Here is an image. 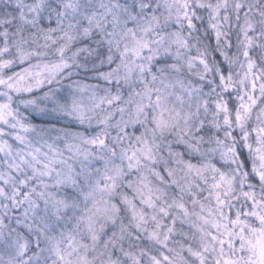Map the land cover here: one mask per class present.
<instances>
[{
  "label": "clouds",
  "instance_id": "1",
  "mask_svg": "<svg viewBox=\"0 0 264 264\" xmlns=\"http://www.w3.org/2000/svg\"><path fill=\"white\" fill-rule=\"evenodd\" d=\"M0 264H264V0H0Z\"/></svg>",
  "mask_w": 264,
  "mask_h": 264
}]
</instances>
